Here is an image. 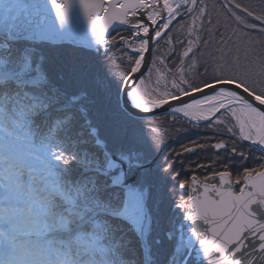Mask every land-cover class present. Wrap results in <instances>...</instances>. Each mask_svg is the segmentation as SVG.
Wrapping results in <instances>:
<instances>
[{
  "label": "snow or ice",
  "instance_id": "snow-or-ice-1",
  "mask_svg": "<svg viewBox=\"0 0 264 264\" xmlns=\"http://www.w3.org/2000/svg\"><path fill=\"white\" fill-rule=\"evenodd\" d=\"M52 3L63 20L69 3ZM80 3L101 45L106 43L104 34L113 21L122 26L138 21L129 27L139 41L134 53L138 58L132 61L134 66L127 70L126 79L120 78L138 108L150 111L167 106L166 110L207 124L223 110L234 120L240 139L264 152V2L257 9L238 0H225L232 9L229 16L246 29L242 33L239 28L220 32L221 25L213 23L215 5L209 9L204 0ZM186 16L194 26L190 31L206 33L203 39L197 36L187 41L182 52L183 57L192 54V66L198 70L186 78L181 69L179 82H171L173 91L149 100L144 90L145 71L149 69L142 70L149 43L158 44L170 25ZM198 20L200 27L196 28ZM194 43L197 51L204 50L199 61L194 58ZM195 93L202 98H196ZM171 101L181 106L173 108ZM37 109L33 98L10 81L0 89V264H112L105 259L112 251L104 247L109 238L98 217L96 201L85 187L68 182L63 170L68 161L53 150L57 147L54 141L37 140L36 131L43 128L34 118ZM214 148L220 150L225 145L215 143ZM231 152L235 154L237 149L233 147ZM240 156L243 159V153ZM233 167L235 181L230 171L213 173L219 177V186L204 183L201 194L189 196V203L179 206L187 209L189 220L210 226L202 233L195 227L191 230L208 264H264V164L244 167L242 172L240 165ZM192 181L195 193V175ZM241 182L243 187L233 191V185ZM179 187L183 190L185 182L180 181Z\"/></svg>",
  "mask_w": 264,
  "mask_h": 264
},
{
  "label": "trees",
  "instance_id": "trees-1",
  "mask_svg": "<svg viewBox=\"0 0 264 264\" xmlns=\"http://www.w3.org/2000/svg\"><path fill=\"white\" fill-rule=\"evenodd\" d=\"M204 2L209 9L215 5L213 23L221 25L220 32L237 28L241 33L246 31L229 16L232 9L225 0ZM238 2L258 9L264 0ZM193 27L191 17L177 18L167 35L153 45L149 70L145 73V85L152 91V98L173 91L171 82H179L181 69L186 78L198 70L192 66L191 53L190 57L182 56L187 41L197 36L203 39L206 35L190 31ZM195 27H200L199 20ZM0 40L8 43L0 55L11 65H16L24 52L31 65L26 75L42 77L35 83L2 79L0 89L10 81L37 103L34 118L43 126L36 131L37 140L54 141L57 147L53 150L62 153L68 161L63 166L68 182L85 187L87 195L96 201L98 217L109 238V244L104 247L112 251V256L105 259L112 264H146V254L148 264H176L171 257L176 251L179 223L186 215V208L179 204H188L190 176L197 174L203 181L217 182L213 173L229 170L236 179L233 165H240L242 172L244 167L257 168L264 164V152L240 139L234 120L223 110L207 124L173 112L134 116L121 105L120 78L126 77L127 70L134 66L132 61L138 58L133 48L138 47L139 41L129 27L112 29L105 46L96 49L26 37L7 39L4 33H0ZM193 51L199 61L204 50L197 51L194 43ZM158 67L164 71V77L158 80L155 89L151 85L156 82ZM216 119L222 122L217 124ZM217 142L224 143L225 148L215 149ZM233 147L237 149L235 154L231 152ZM116 155L126 156L130 164L152 163L140 167L124 186L113 183L123 168L119 161L113 164ZM180 181L185 182L183 190ZM129 187L137 188L146 204L149 221L142 233L131 219L116 213L123 208Z\"/></svg>",
  "mask_w": 264,
  "mask_h": 264
},
{
  "label": "water",
  "instance_id": "water-1",
  "mask_svg": "<svg viewBox=\"0 0 264 264\" xmlns=\"http://www.w3.org/2000/svg\"><path fill=\"white\" fill-rule=\"evenodd\" d=\"M27 3L31 15L29 18L14 17L10 20V27L8 28V38H17V37H26L29 39H39L47 40L50 42H70L75 45H83L85 47L97 48L104 47L98 42V38L91 27L89 19L80 3V0H67L69 3L68 12L66 17L61 20L57 16L56 9L52 3V0H25ZM60 2V0H58ZM142 20L144 18H141ZM138 21H130L129 25H124L123 27H130L131 24L137 23ZM122 27L119 21H113L109 25V28L105 31L104 39L106 42V36L114 28ZM151 27V26H150ZM151 35V31H150ZM155 42L150 41L148 52L145 53V61L142 63V70L147 69L153 53V45ZM149 53L151 54L149 56ZM146 73V71H145ZM126 79V77H125ZM138 83V82H137ZM196 98H200L199 93L193 94ZM147 99H149L147 97ZM185 102L189 101L187 97L182 98ZM120 100L121 105L134 116L148 117L151 115L159 114L160 112H170L171 110H166L167 106H162L161 108L152 109L150 111H145L143 108H138L135 103H133L132 98L128 95L123 87L120 90ZM151 100V99H149ZM172 107L180 106L178 101H171ZM147 108V107H146ZM172 112V111H171ZM179 114V113H178ZM220 143V142H217ZM226 146V145H225ZM152 162V161H151ZM150 162V163H151ZM150 163L148 165H150ZM140 165L135 168L138 170ZM229 171V170H228ZM197 177L195 193L193 192V181L192 176ZM217 182L203 181L200 179L197 174H192L190 176V185L189 191L190 195L196 194L199 195L202 193V185L204 183L216 184L219 186V177L216 176ZM233 181L235 179L231 177ZM236 184L233 185V191L238 192L243 183L240 185V188L237 189ZM188 202V200H187ZM189 203V202H188ZM186 215L180 222V235H184L188 229L192 230L194 227L198 232H203L205 228L210 227L209 225H204L202 221H191L187 218V209L185 211ZM255 242V238H252ZM247 242V241H246ZM187 254L184 257L182 264H208L206 258L201 255L199 245L196 244L195 240L188 245ZM240 257V254H237V258Z\"/></svg>",
  "mask_w": 264,
  "mask_h": 264
},
{
  "label": "rangeland",
  "instance_id": "rangeland-1",
  "mask_svg": "<svg viewBox=\"0 0 264 264\" xmlns=\"http://www.w3.org/2000/svg\"><path fill=\"white\" fill-rule=\"evenodd\" d=\"M0 31L4 32V33H8L5 30H3L0 26ZM8 47V43L5 41L0 40V51L3 48H7ZM137 47H134L133 49L136 50ZM31 65H30V59L28 54H25L23 52L22 56L19 58L17 64H10L6 58H4L2 55H0V81L2 79H6V78H14L18 81H26V82H31V83H35L36 81L40 80L42 77L39 74H35L33 76H27L26 73L30 70ZM164 77V71L158 67L157 68V74H156V82L153 83L151 85V87L158 89V80H162V78ZM146 92L149 93V95L147 96L148 98L152 99L151 95L153 94L152 91L150 90V88H148L145 85V89ZM133 103L136 104V101H134L132 99ZM189 118V117H187ZM192 119V118H189ZM193 120V119H192ZM249 142V141H248ZM117 161H119L122 165L123 168L121 170V174L117 175L120 176L122 178L125 179V183L127 181H129V179H131L133 176H135L139 170H135L137 166V164H130L127 162V157L126 156H115L113 158V164H116ZM114 178V183L115 180L118 177ZM127 194L129 196L130 199H132L131 202V209L130 211H128L127 208L122 209L121 214L123 216H126L128 219L133 220L136 224L137 222H139L140 217L142 216L141 214H146V204L144 202V198L142 193L137 189V188H133L130 187L127 190ZM137 227H139L141 230L145 228V225L139 226V223L137 224ZM189 231V230H188ZM146 249V248H144ZM187 251V250H186ZM186 251H182L183 254H185ZM182 253L178 254L179 256ZM176 261V260H175Z\"/></svg>",
  "mask_w": 264,
  "mask_h": 264
},
{
  "label": "bare ground",
  "instance_id": "bare-ground-1",
  "mask_svg": "<svg viewBox=\"0 0 264 264\" xmlns=\"http://www.w3.org/2000/svg\"><path fill=\"white\" fill-rule=\"evenodd\" d=\"M29 15H31L30 9L27 3L25 2V0H0V26L3 30H6V32L8 28L10 27V20L12 18L14 17L22 18L23 16L25 18H29ZM137 87H139L138 83H137ZM187 102H190V101H187ZM180 106H174L173 108H178ZM145 107H148V105H145ZM131 202H132V199L129 198L127 202V207H126L128 211H130L131 209ZM193 239H194L193 237L187 238L186 242L190 243L193 241Z\"/></svg>",
  "mask_w": 264,
  "mask_h": 264
},
{
  "label": "built area",
  "instance_id": "built-area-1",
  "mask_svg": "<svg viewBox=\"0 0 264 264\" xmlns=\"http://www.w3.org/2000/svg\"><path fill=\"white\" fill-rule=\"evenodd\" d=\"M186 236H187V238H191L192 237L191 234H187ZM186 239L184 241L180 240V242L177 244L178 250L184 249V243H186Z\"/></svg>",
  "mask_w": 264,
  "mask_h": 264
}]
</instances>
